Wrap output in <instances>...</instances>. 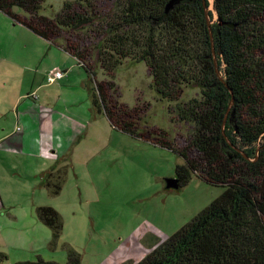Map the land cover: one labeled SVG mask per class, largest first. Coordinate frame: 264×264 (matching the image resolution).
Here are the masks:
<instances>
[{"label":"rangeland","instance_id":"374dc122","mask_svg":"<svg viewBox=\"0 0 264 264\" xmlns=\"http://www.w3.org/2000/svg\"><path fill=\"white\" fill-rule=\"evenodd\" d=\"M65 2L74 0H47L44 14L57 15ZM90 2L98 25L112 20L115 0ZM208 11L216 23L213 2ZM89 36L88 28L79 30L68 43L85 45ZM59 70L65 79L50 85L48 75ZM108 78L97 71V82ZM114 81L121 99L110 98V120L95 107L96 83L64 40L44 39L0 11V137L7 136L0 140L4 264L39 257L67 264L70 250L82 264H139L225 192L195 177L186 187L168 190L167 180L185 160L158 145L159 139L199 161L190 146L192 129L152 89L145 62L125 61ZM196 97L200 91L191 88L182 101ZM124 123L137 135L124 132ZM53 170L66 171L58 194L59 175L47 176ZM45 207L61 216L58 239L39 218Z\"/></svg>","mask_w":264,"mask_h":264},{"label":"trees","instance_id":"16d2710c","mask_svg":"<svg viewBox=\"0 0 264 264\" xmlns=\"http://www.w3.org/2000/svg\"><path fill=\"white\" fill-rule=\"evenodd\" d=\"M46 1L0 0V11L44 39L64 40L66 51L96 83L95 107L110 120V98L121 99L115 71L127 60L145 62L152 89L176 106L180 121L192 129L190 146L199 161L159 139L158 145L185 160L176 170L180 189L194 177L225 188L139 264H264V0H184L170 13V0H115L112 20L101 26L90 0L65 2L55 16L44 14ZM211 1L218 21L214 23L211 11L209 24L204 4L209 9ZM86 28L87 38L95 41L68 43ZM98 70L109 76L107 81L97 82ZM191 88L200 97L182 101ZM119 100L116 105L121 106ZM121 129L137 135L129 124ZM55 170L47 176L59 175L58 194L66 171ZM38 214L54 238H60V214L50 207ZM69 253L67 264H82L80 255ZM6 260L0 253V264ZM17 264L58 263L39 257Z\"/></svg>","mask_w":264,"mask_h":264},{"label":"water","instance_id":"95a60500","mask_svg":"<svg viewBox=\"0 0 264 264\" xmlns=\"http://www.w3.org/2000/svg\"><path fill=\"white\" fill-rule=\"evenodd\" d=\"M182 1H184V0H170L166 6V13H170L172 10L175 9L176 6L180 5ZM204 6L206 9V16H207L208 22L210 24V16H209V11H208V8L206 6V3L204 4ZM216 66H217V62H216ZM167 184H168L169 188L176 189V190L180 189L179 181L176 179H168Z\"/></svg>","mask_w":264,"mask_h":264},{"label":"built area","instance_id":"2783aa9c","mask_svg":"<svg viewBox=\"0 0 264 264\" xmlns=\"http://www.w3.org/2000/svg\"><path fill=\"white\" fill-rule=\"evenodd\" d=\"M64 77V72L59 70L56 72H52L48 75V83L55 84L57 81L61 80Z\"/></svg>","mask_w":264,"mask_h":264},{"label":"crops","instance_id":"0c3cea01","mask_svg":"<svg viewBox=\"0 0 264 264\" xmlns=\"http://www.w3.org/2000/svg\"><path fill=\"white\" fill-rule=\"evenodd\" d=\"M65 77H66V75L64 74V77L59 81H63L65 79ZM6 138H7V136H2V137H0V140L2 141V140H5Z\"/></svg>","mask_w":264,"mask_h":264},{"label":"flooded vegetation","instance_id":"af4514ba","mask_svg":"<svg viewBox=\"0 0 264 264\" xmlns=\"http://www.w3.org/2000/svg\"><path fill=\"white\" fill-rule=\"evenodd\" d=\"M174 179H176V180L179 181V178H178L177 176H176ZM167 189H168V190H176V189L169 188V187H168V184H167ZM176 191H177V190H176Z\"/></svg>","mask_w":264,"mask_h":264},{"label":"bare ground","instance_id":"6f19581e","mask_svg":"<svg viewBox=\"0 0 264 264\" xmlns=\"http://www.w3.org/2000/svg\"><path fill=\"white\" fill-rule=\"evenodd\" d=\"M211 6H212V1H211Z\"/></svg>","mask_w":264,"mask_h":264}]
</instances>
